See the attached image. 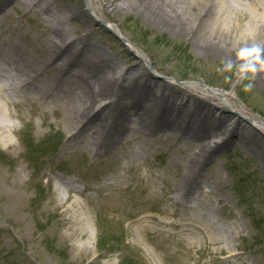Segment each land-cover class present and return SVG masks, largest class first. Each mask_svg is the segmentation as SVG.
<instances>
[{"label": "bare ground", "instance_id": "obj_1", "mask_svg": "<svg viewBox=\"0 0 264 264\" xmlns=\"http://www.w3.org/2000/svg\"><path fill=\"white\" fill-rule=\"evenodd\" d=\"M86 6L90 15L79 0H0V144L17 147L13 118H24L15 110L36 105L59 117L67 133L63 154L126 159L116 168L128 177L112 174L99 187L108 192L101 200L124 197L129 189L125 184L130 182V191L137 188L145 198L170 200L177 206L162 211L165 218L157 222L161 227L178 230L194 246L205 245L223 263L240 259V264H247L233 244L246 231L242 219L224 227L209 216L212 200L220 207L229 200L215 190L222 175L212 183L204 173L216 171V159L231 147L241 149L264 169V130L255 127L264 125V120L244 112L230 92L173 85L148 72L138 61L144 52L118 30V16L142 15L147 24L188 38L213 61L241 66V49L259 46L264 52V0H87ZM97 22L106 23L105 31L125 41L127 50L118 51L114 43L109 46ZM249 69L264 95V63L257 60ZM209 93L223 99L226 108ZM165 153L177 176L171 187L165 180L168 189L158 195L159 178L149 168L141 175V168L151 156ZM56 180L55 200L60 204L66 199L60 197V189L81 192L64 177ZM72 205L76 207L74 201ZM144 219L152 223L156 218ZM69 220L74 225L84 221L76 213ZM88 229L79 226L70 236ZM89 237L90 242L93 233Z\"/></svg>", "mask_w": 264, "mask_h": 264}, {"label": "rangeland", "instance_id": "obj_2", "mask_svg": "<svg viewBox=\"0 0 264 264\" xmlns=\"http://www.w3.org/2000/svg\"><path fill=\"white\" fill-rule=\"evenodd\" d=\"M79 2L88 12L87 0ZM141 16L132 12L127 17L119 15L118 30L124 40H130L144 52L145 61L138 60L142 67L169 84L230 92L244 112L264 120V95L257 89L249 66L247 71H242L236 62L225 67L224 60L213 61L208 54L198 52L188 38L147 24ZM97 23L102 27L100 35L109 46L114 43L119 45L118 51L127 50L125 41L113 31H105L106 23ZM216 99L226 108L223 99ZM15 112L24 118H13L18 126L13 139L17 147L0 144L3 189L0 196V264H228L221 262L220 256L210 254L205 245L194 246L178 230L158 224L165 218L162 211L177 207L172 206L170 200L145 198L144 191L137 188L130 191L133 186L130 182L125 184L129 189H125L124 197L101 200L102 194L108 192L99 187L109 182L115 172L124 174L116 167L126 159H91L85 152L70 157L62 153L67 133L59 117L31 103ZM255 127L264 130V125L255 124ZM216 160H219L216 171L209 170L204 175L214 182L216 175L221 174L215 190L229 200L223 207L212 200V204H208L209 216L224 227L236 225L235 218H241L239 222L246 231L242 238L236 237L233 242L238 253H242L241 261L264 264V169L235 147ZM147 168L159 178L156 181L158 195L168 189L165 180L170 181V187L176 181V169L168 163V153L151 156L147 165L142 166L141 175L149 173ZM57 176L71 181L69 183L81 192L66 193L65 188L60 189V197L66 198L60 204V200H55ZM96 193H99L98 198ZM12 196L20 199L11 200ZM74 213L84 219L79 225L69 220ZM146 216L156 219L146 223ZM79 226L89 229L83 235L70 236ZM91 233L94 237L89 242ZM165 233L167 235L163 236ZM231 264H240V259Z\"/></svg>", "mask_w": 264, "mask_h": 264}, {"label": "clouds", "instance_id": "obj_3", "mask_svg": "<svg viewBox=\"0 0 264 264\" xmlns=\"http://www.w3.org/2000/svg\"><path fill=\"white\" fill-rule=\"evenodd\" d=\"M238 58L244 61L241 65L242 71H247L249 65H255L257 60H260L261 63H264V52L256 46L255 48H245L241 49L238 52Z\"/></svg>", "mask_w": 264, "mask_h": 264}, {"label": "trees", "instance_id": "obj_4", "mask_svg": "<svg viewBox=\"0 0 264 264\" xmlns=\"http://www.w3.org/2000/svg\"><path fill=\"white\" fill-rule=\"evenodd\" d=\"M33 161V160H32Z\"/></svg>", "mask_w": 264, "mask_h": 264}]
</instances>
